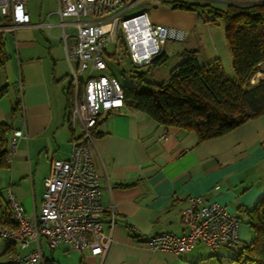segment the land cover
<instances>
[{
    "label": "crops",
    "instance_id": "crops-1",
    "mask_svg": "<svg viewBox=\"0 0 264 264\" xmlns=\"http://www.w3.org/2000/svg\"><path fill=\"white\" fill-rule=\"evenodd\" d=\"M173 1L179 0L165 3ZM230 1L205 0L200 4H224L225 9ZM170 5L160 8L161 14L155 18L143 11L154 25L194 26L195 13ZM181 18H189L188 25ZM46 20L40 22L51 24L49 28L59 27L57 22ZM36 29L39 30L20 27L1 32L6 59L0 65V122L11 121L8 143L14 131L21 132L9 153L8 167L0 170L1 183L29 216L40 210L43 182L52 161L69 157L72 136L63 106V98L70 94L71 67L61 35L49 36L52 40L46 41ZM5 32L13 33L11 43ZM164 46L160 53H165ZM66 77L67 84L62 85ZM262 116L227 134L200 141L192 130L158 124L145 112L126 106L103 114L90 150L99 176L101 204L107 214L114 212L113 225L107 221L104 226L112 241L104 255L97 256L87 249L70 250L65 244L50 249L46 240L40 238L44 264H198L207 256L202 244L176 256L148 248L146 239L164 231L182 234V211L190 196L206 194L233 213L230 201L237 199L241 211L258 199L262 186L249 188L237 198L219 182L239 184L240 175L253 162L264 158V148L259 145L264 139ZM5 210L6 204L0 203V214ZM3 240L0 264H38L11 262L6 252L9 241ZM12 246V252L18 254L37 248L34 242L25 249Z\"/></svg>",
    "mask_w": 264,
    "mask_h": 264
},
{
    "label": "built area",
    "instance_id": "built-area-1",
    "mask_svg": "<svg viewBox=\"0 0 264 264\" xmlns=\"http://www.w3.org/2000/svg\"><path fill=\"white\" fill-rule=\"evenodd\" d=\"M56 1L57 25L61 28L63 48L71 67L66 111V120L72 130L71 149L68 158L52 161L49 174L44 178L39 212L29 216L10 195L13 223H0V237L21 249L28 248L32 242L37 246L25 254L7 252L8 259L14 263L44 264L40 238L46 240L50 249L65 244L70 250L87 249L92 255H104L112 241L104 226L107 221L113 225L114 212L111 210L107 214L101 204L99 176L93 167L90 143L102 115L118 111L124 105L123 88L118 79L101 73L109 68L106 57L121 60L126 55L136 66L149 65L169 39L183 37L180 31L150 23L145 11L126 16L130 7L140 0ZM50 25L31 22L26 0H0V32L20 27L44 29ZM120 37L123 46L118 52ZM109 42L115 44L111 55L106 50ZM83 74L86 76L82 79ZM19 135L20 131L13 132L7 146L9 153ZM182 220V234L164 231L149 235L148 248L180 256L197 244L216 251L239 241L236 214L225 205L208 199L206 194L188 198Z\"/></svg>",
    "mask_w": 264,
    "mask_h": 264
},
{
    "label": "trees",
    "instance_id": "trees-1",
    "mask_svg": "<svg viewBox=\"0 0 264 264\" xmlns=\"http://www.w3.org/2000/svg\"><path fill=\"white\" fill-rule=\"evenodd\" d=\"M170 3L173 8L204 13L212 23L219 18L224 20L234 77L225 76L217 59L200 64L195 49L183 50L186 57L172 69L166 82L148 81L144 73L137 72V86H122L123 106L145 112L158 124L192 130L200 141L227 134L264 114V77L252 82L264 66V0H231L225 9L182 0ZM5 59L0 32V65ZM166 59V54L160 53L149 65L156 66ZM69 96L66 93L65 113ZM11 130V121L0 122V168L8 167ZM96 134L95 128L93 135ZM10 211L8 201L0 214L1 224L13 223ZM246 213L254 236L237 260L242 264H264V195ZM12 250L15 247L9 243L6 252Z\"/></svg>",
    "mask_w": 264,
    "mask_h": 264
},
{
    "label": "rangeland",
    "instance_id": "rangeland-1",
    "mask_svg": "<svg viewBox=\"0 0 264 264\" xmlns=\"http://www.w3.org/2000/svg\"><path fill=\"white\" fill-rule=\"evenodd\" d=\"M186 2H198L206 3L205 0H182ZM170 3H158L157 0H140L132 7L126 16L135 15L140 13L144 9L149 13L150 18H155L154 16L159 13L160 8H167ZM217 8L224 9V4L213 3ZM171 6V5H170ZM26 8L30 14L31 22H40L45 20L58 23L59 16L57 14V1L56 0H26ZM157 10V11H156ZM187 13H195L196 22L194 26L186 27H170L177 31L182 32V39H169L164 46L165 54L167 56L166 61L156 65H145L136 66L131 63L128 56H123L121 60H115L113 57H106V62L108 67L105 71L101 72L106 75L115 76L122 86H137V79L135 74L137 72L144 73V78L148 81H154L157 83L166 82L172 69L182 61L186 56H184L180 51L195 49L197 51V61L200 64H207L217 59L228 78L234 77V69L231 52L225 37V22L222 18L217 19L214 23L210 22V16H206L204 13L200 15L195 11L185 10ZM89 18H94V16H89ZM38 19H40L38 21ZM184 22L189 23V18H181ZM98 20V18H94ZM151 21V20H150ZM153 23V21H151ZM37 28V27H36ZM36 32L44 40H52L49 36H59L61 35L60 27H51L45 29H36ZM5 37L8 42L13 41V33L5 32ZM19 39V38H18ZM123 46L122 37L119 38L117 51H121ZM108 54H112L115 50V44L109 42L106 46ZM163 50V48H162ZM70 71V70H69ZM86 74L82 75V79ZM264 77V66L260 68L259 71L255 73L252 81L256 82L258 79ZM69 78L66 77L63 80L62 85H66ZM63 106L66 105L67 99L63 98ZM264 118V116H262ZM262 144L264 148V139L259 141V145ZM3 168H0V170ZM240 182L234 185L227 180V184L224 181H220L219 185L228 186V191L234 196L239 197L244 193L245 190L253 187H264V158L252 163V165L240 175ZM2 177L0 176V203L2 205L9 201V189H5L1 183ZM264 189V188H262ZM264 195V190L261 191L258 199ZM255 200L252 204L243 207L239 211V203L237 199L230 201L229 203L235 209V214L239 219V241L231 246H221L216 251L206 250V257H203L198 264H242L237 260L239 252L243 249L245 244H249L254 236V231L249 224V216L246 211L252 209L256 204ZM243 232V233H242ZM0 241L4 240L0 237Z\"/></svg>",
    "mask_w": 264,
    "mask_h": 264
}]
</instances>
